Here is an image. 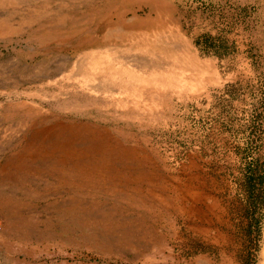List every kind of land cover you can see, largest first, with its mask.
<instances>
[{
    "label": "rangeland",
    "instance_id": "374dc122",
    "mask_svg": "<svg viewBox=\"0 0 264 264\" xmlns=\"http://www.w3.org/2000/svg\"><path fill=\"white\" fill-rule=\"evenodd\" d=\"M0 264H264V0H0Z\"/></svg>",
    "mask_w": 264,
    "mask_h": 264
}]
</instances>
